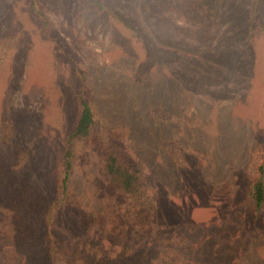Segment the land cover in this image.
Listing matches in <instances>:
<instances>
[{
    "label": "rangeland",
    "instance_id": "rangeland-1",
    "mask_svg": "<svg viewBox=\"0 0 264 264\" xmlns=\"http://www.w3.org/2000/svg\"><path fill=\"white\" fill-rule=\"evenodd\" d=\"M81 83L144 162L162 218L150 236L112 240L64 209L62 244L114 264L129 249L150 264H264V206L250 213L241 191L264 148V0H0V187L16 180L35 208L52 196ZM71 181L87 200L80 169ZM33 211L24 205L36 236ZM35 254L30 264H46Z\"/></svg>",
    "mask_w": 264,
    "mask_h": 264
},
{
    "label": "trees",
    "instance_id": "trees-1",
    "mask_svg": "<svg viewBox=\"0 0 264 264\" xmlns=\"http://www.w3.org/2000/svg\"><path fill=\"white\" fill-rule=\"evenodd\" d=\"M75 100L77 115L49 166L52 190L49 202L35 208L28 199L29 189L16 180L11 182L12 187H0V264H30L35 252L43 254L46 264H114L110 259L112 253L90 247L87 259L81 256L82 247L77 249L61 243L53 222L64 209L74 210L79 215L83 230H90L92 234L99 232L112 240L120 236L124 237L122 240L150 236L152 226L161 222L154 200L161 194L147 184L144 162L123 144V128L116 130L108 124L82 83ZM252 157L242 172L241 191L245 207L256 214L264 206V148L254 150ZM19 161H22L20 155L16 159ZM77 168L91 186L87 200L76 193L71 181ZM228 188L220 185L214 191L223 196L231 190ZM24 205L34 206L36 223L41 227L36 236L29 228L31 225L24 221ZM28 251L31 255L26 253ZM202 255L199 257H204ZM115 256L121 264L151 263L146 254L132 249Z\"/></svg>",
    "mask_w": 264,
    "mask_h": 264
}]
</instances>
